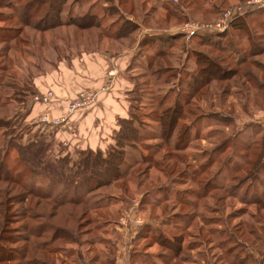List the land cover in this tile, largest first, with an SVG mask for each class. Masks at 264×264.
Returning a JSON list of instances; mask_svg holds the SVG:
<instances>
[{"label":"rangeland","instance_id":"1","mask_svg":"<svg viewBox=\"0 0 264 264\" xmlns=\"http://www.w3.org/2000/svg\"><path fill=\"white\" fill-rule=\"evenodd\" d=\"M17 1L0 0V28H21L17 38L0 39V238L9 240L1 243L11 255L16 249L26 255V247L28 254L25 261L0 264H31L36 256L45 264H108L121 226L141 235L126 236L128 245L140 243L139 264H264V7L234 8L248 0H129L125 6L64 0L61 21L71 18L79 26L44 30L52 17L43 21L34 5L33 27H23L25 3L34 0ZM232 8L226 30L234 20L238 27L225 41L185 36L155 48L141 43L148 60L141 56L142 64L130 65L125 100L136 146H117V120L113 142L100 150L103 158L123 155L118 165L129 175L92 192L73 182L55 184L68 178L47 168L67 158L72 171L89 149L65 147L53 141V129L25 120L36 86L61 61L96 50L119 56L148 29L215 26ZM47 191L50 198L36 197ZM70 198L87 203L58 208L54 201ZM133 219L141 221L139 229ZM42 243L46 252L39 253Z\"/></svg>","mask_w":264,"mask_h":264},{"label":"crops","instance_id":"2","mask_svg":"<svg viewBox=\"0 0 264 264\" xmlns=\"http://www.w3.org/2000/svg\"><path fill=\"white\" fill-rule=\"evenodd\" d=\"M148 30V35L160 32V30H154V32H151L152 29ZM145 36L147 35L138 38L135 44L133 43L119 56L110 57L111 54L108 51L96 50L97 52L93 54L77 56L72 61L68 59L69 61L66 62L65 58L58 64L59 66L55 67L54 73L43 80L44 85L40 83L36 86L38 94L48 90L53 91L55 99L47 105L33 102L25 121L53 129L51 138L65 147L89 150L106 149L113 142L114 133L118 130L117 120L127 117L128 108L125 100L131 89L127 74H129L132 59L139 50V42ZM109 70L116 71L113 89L107 94L100 95L92 107L74 113L59 126L40 122L39 118L43 114H48L51 120L65 116L67 102L75 98L83 87L101 85L102 79ZM129 224L132 226L130 222ZM141 226L139 225L137 229ZM119 230L121 235L115 245L114 264H135L132 262V253L140 243L136 241L137 244H134L137 247L134 248L130 245L132 244L130 240H134L132 238L138 235L129 232L126 226L119 227ZM126 236H129L130 240Z\"/></svg>","mask_w":264,"mask_h":264},{"label":"trees","instance_id":"3","mask_svg":"<svg viewBox=\"0 0 264 264\" xmlns=\"http://www.w3.org/2000/svg\"><path fill=\"white\" fill-rule=\"evenodd\" d=\"M21 1L22 0H18L16 4L19 5L21 3ZM33 2H35V3L33 4ZM13 3L11 5L10 2H8V3H6V5L8 6V8H10L12 10H16L15 9L16 4H13ZM64 3H65L64 0L26 1L25 7L23 9V11H24L23 17L19 18V22H20L21 26H23V27H33V26H31V22H32L31 17L33 15L30 14V10H32L34 8V5H35V8H34L35 11L38 10L40 13L42 11L43 21L46 19L48 20L49 17H52V19H50L52 22L49 25L44 26V30L50 29V28L51 29L56 28V27H59L61 25L62 26L74 25L76 27L79 26V25H76V23H78V22H76L77 20L73 21L71 18L68 19L67 21H61L62 20L61 19V10H62V5ZM120 3L125 6L129 3V0L128 1L127 0H120ZM44 6H48V8L46 10L45 9L43 10ZM175 7H176V5H175ZM117 9L119 10V6L117 7ZM43 11H44V14H43ZM88 16H85V17H88ZM17 17H20V16H17ZM81 18L85 19L84 17H81ZM128 23L129 22H127V24ZM89 26L94 27V25H89ZM237 27H238V25L236 24V20H234L230 24L228 30H224L223 32H206V33H203V35H198L196 33L187 35V34L179 33V32L178 33L173 32L174 34L173 33H163L160 30V32H155L154 35H147L140 40L139 50L135 54V56L133 57L131 64L132 63L142 64L141 62H142L143 58L146 61L148 60L146 52L143 54V49L141 47L142 42H144V43L147 42L144 45L147 48H155V47L159 46L161 43L166 44V43H169L170 41L175 42L176 39H178L180 37L185 38V36H187V38L190 39V38H193L194 36L195 37L197 36V37H203V38L206 37L210 41L216 43V42H221V39H222V41L223 40L225 41L226 40L225 36L230 31V29L233 30ZM38 28H40V27H38ZM82 28H85V27H82ZM134 30L137 31V30H139V28L136 26ZM20 32H21V28H18V29L0 28V39L3 43H5L9 40L11 41V40L17 38L18 34ZM164 32H168V31H164ZM1 34H4L3 37ZM103 36H105L108 39L110 38V36H107V35H103ZM121 37L125 38V35H122L120 37H113L111 39H117L118 40ZM147 39H150V40H147ZM141 56L143 57L142 59H141ZM186 60H188V59H186ZM205 60L207 61V59H205ZM205 60L199 61V64H200V62H204ZM151 65H153V64H151ZM202 65L203 64L201 63L200 69L205 70V68ZM147 66H150V63ZM178 104H179V102L177 100V102L175 103V107H173V109H172L173 112H174V110H175V112H177L178 106H179ZM128 118L129 117L118 119L119 130L117 132L118 137L115 141H116L117 146H120V147L125 146V147L135 148V146H136L135 140L137 139L136 138L137 137V131H136V129H134V127L130 126V123H131L130 120H133V119L132 118L128 119ZM174 123H176V119L174 120V116H173L169 120V128H171V126H173ZM79 154L80 155L77 159V162H74L72 171L69 168L68 164L70 162L67 158H63L61 160H58L57 163H55V165H53L51 168H47L49 171L53 172L52 174H54L55 176L59 175L60 177L68 178V179H62L61 178L60 181H55V184L65 185L66 181L67 182H73V185L74 184L80 185V186H77L79 188L86 187L89 190V192H92V191H95V190L102 188V187H109L111 185L110 183L121 181L124 177H126V175H129L127 173L129 171V168H127L124 171H121V169L118 165V162L121 161V159H123V155L121 156V154H117V155L109 154V158L108 157L103 158V154L100 150H96V151L88 150L84 153H79ZM111 159L115 160L116 163L111 161ZM97 167L102 168L103 172L100 169L96 170L95 168H97ZM84 171L86 172V174H84L81 178H79L78 176H81ZM70 173H72L74 175V177H67V175ZM57 178H59V177H57ZM100 178H102V179H100ZM103 178H105V179H103ZM76 179H78V180H76ZM39 194L40 195H38L36 197H41L44 199L50 198L49 191H47L46 194H41V193H39ZM54 201H55V204H57L59 206L58 208L64 207L65 205H75V206L86 205V203H87V199H85V198L61 199V201L54 199ZM88 205H89V203H88ZM97 207H100V206L91 205L90 208L93 210H97L98 209ZM104 208H105V206L102 209H104ZM51 213H54V212H51ZM56 213L58 216V211ZM56 213H54V214H56ZM53 216L55 218L57 217L56 215H52V217ZM7 220L8 219L6 217V213H3L2 217H1L2 224L5 225ZM57 228H59V227H57ZM6 229H8V228H6ZM56 231H58V229H56L55 232ZM4 232L5 231H2V233H4ZM58 236L59 235L56 232L54 235V239ZM140 236H141L140 233H138V237H140ZM34 237L40 238L41 236L39 234H37ZM60 239H62V237H60ZM3 240H6L7 242H9V240L5 239V237L2 235L0 238V243ZM31 243L32 242H30V244ZM44 247L45 246L42 243L41 247L38 248V252L39 253L44 252L45 251ZM11 252L12 251H8V249L5 246H3V243H1L0 244V263L9 262V261H13V260L16 262L25 261L26 256L28 254V247L25 248L26 255L22 253L21 249L15 250V252L17 253L16 256L11 255L12 254ZM115 252H116V247L114 245V252H112L110 254V256H111L110 260L111 261L108 262V264H114ZM141 254L142 253L139 250L135 249L132 253V255H133L132 256V262L134 261L133 263L139 264V262L141 261L140 260ZM31 259H28V260L31 261ZM96 261H97L96 259H91V260H89V264H96ZM31 264H45V263L41 262L40 259H38L36 256L35 258H33V262ZM231 264H234V263H231Z\"/></svg>","mask_w":264,"mask_h":264},{"label":"built area","instance_id":"4","mask_svg":"<svg viewBox=\"0 0 264 264\" xmlns=\"http://www.w3.org/2000/svg\"><path fill=\"white\" fill-rule=\"evenodd\" d=\"M170 1L174 3L178 2V0H170ZM241 7H249V8L264 7V0H248L244 4H237L234 8L240 9ZM234 8L224 12L225 19L220 24H217L215 26L200 27V28L186 25L180 31L181 33L187 35L205 30L210 32H223L228 27L230 17L232 16L235 10ZM106 75H107L106 79L100 87L95 89H84L80 91L75 98H72L70 101H68L66 105L65 116L51 120L48 114H43L39 118L40 122L49 123L54 126L55 125L59 126L63 124L65 121H67L68 117H70L74 113L92 107L96 103L100 95L107 94L113 89L116 78V71L109 70L106 73ZM54 99H55V94L51 90L33 96L34 103L43 104V105L50 104ZM133 222L138 225L141 223V221L138 219L134 220Z\"/></svg>","mask_w":264,"mask_h":264},{"label":"water","instance_id":"5","mask_svg":"<svg viewBox=\"0 0 264 264\" xmlns=\"http://www.w3.org/2000/svg\"><path fill=\"white\" fill-rule=\"evenodd\" d=\"M163 33H172V32H164V31H162Z\"/></svg>","mask_w":264,"mask_h":264}]
</instances>
